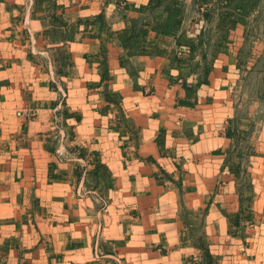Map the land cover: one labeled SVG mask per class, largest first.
<instances>
[{
    "label": "rangeland",
    "instance_id": "374dc122",
    "mask_svg": "<svg viewBox=\"0 0 264 264\" xmlns=\"http://www.w3.org/2000/svg\"><path fill=\"white\" fill-rule=\"evenodd\" d=\"M222 55L237 78L215 183L240 194L226 213L205 199L217 170L209 165L218 164L204 166L207 153H192L195 166L174 175L153 169L152 149L139 152L154 155L143 181L128 166L138 158L132 147L146 143L130 134L126 91L110 87L108 71L111 59L135 66L148 57L208 73ZM170 138L192 136L149 137L162 165L176 153ZM186 147L178 146L188 155ZM163 192L179 198L180 219L163 217L160 201L174 208L171 196L157 198ZM177 221L180 232L164 235ZM0 232L12 242L1 243L0 264H260L264 0H0ZM155 239L163 247L149 245Z\"/></svg>",
    "mask_w": 264,
    "mask_h": 264
},
{
    "label": "crops",
    "instance_id": "0c3cea01",
    "mask_svg": "<svg viewBox=\"0 0 264 264\" xmlns=\"http://www.w3.org/2000/svg\"><path fill=\"white\" fill-rule=\"evenodd\" d=\"M220 58L213 67H210L208 73H205L199 65L191 67L185 74L180 73L179 69L170 65H156L148 57L138 58L141 64L135 66H131L130 64L134 59H127L128 63H123L118 59H111L108 71L111 73L110 87L116 92H119L121 89L126 91L124 94V103L128 105L129 113L127 118L128 120L130 119L132 124L130 134L132 136H141L142 141L146 143V146H141L140 144L138 149L132 147L133 156L135 157L136 155L138 158L132 159L128 166L133 169H140L138 177L142 178L143 181L145 178L149 179L150 171L152 170V164L147 159L154 157V155L149 153L145 157L144 153L141 159L139 152L150 151L152 149L157 157H155V161L153 162L157 167L153 166V169L159 171V174L161 172L168 173L173 171L174 175H176V172L172 169L177 171V169L181 170L187 165L195 166L198 155L193 156V154H197L196 152L207 153V159H204L206 165L204 166H208L209 163L217 160L218 164L214 163L209 165L217 168V170L213 174L210 189L206 193V195L210 194L205 199H207L210 207L214 206L219 212L226 213L228 211L226 209L228 205L238 204L240 194L229 195L223 193L221 190L227 188L228 184L222 183V185L216 186L215 181L224 175V172L222 170L220 171V169L225 159L224 152L228 151L229 146V143L224 139V135L227 134L226 130H228L225 127V123H227L230 117H233L229 97L233 82L237 77L233 74L236 71V66L227 64L229 58L226 55H222ZM96 72H98V69H96ZM101 74L100 76L99 74H95L96 81L99 82L100 79H104ZM180 76H183V79L182 83L178 82V84L175 81ZM167 123L172 125V127H163ZM164 134L167 137L192 136L191 139H179L177 143L174 138H170L173 142H170L168 146L170 147V151L173 153L176 151V153L173 155V159H168V165H162L163 162H167L165 158H160L159 153L162 148L158 147L155 142H149V137ZM197 137L199 139L196 140ZM180 145L187 146L186 152L190 158L187 157L188 155L184 153V150L178 148ZM177 153H181V155L178 156ZM142 173H146V176ZM217 174L218 176L216 178ZM213 189H217L218 192L212 193ZM168 196L174 199V208L169 210L164 206L166 202L160 201L158 206L160 207V211L162 210L163 217L178 215L177 217L180 219L182 207H180L179 198L168 192H163L157 198L159 200H165ZM184 196L182 194L181 197L184 198ZM183 205L185 206V203ZM181 226L182 222L177 221L175 224H169L166 228L162 227L164 228L162 232L164 235H167V229H169L170 233L177 230L180 232ZM64 230H67L66 227ZM68 230L71 232V228ZM208 231L212 232L215 229L210 227ZM66 235H68L67 232L64 235L61 234V236H58L57 244L54 246L59 248ZM152 241H149V245L150 243H154L151 246L156 247L157 244H161L163 247V240L155 239ZM1 243L12 244V242L8 243L6 237L3 238V236L0 237V247H4ZM15 246H17L16 243H14ZM2 254L4 257L6 256V253L0 250V258H2ZM32 257L35 258L37 263H40L37 258V253L33 252L30 258ZM257 259H260L258 263L264 264V255Z\"/></svg>",
    "mask_w": 264,
    "mask_h": 264
}]
</instances>
